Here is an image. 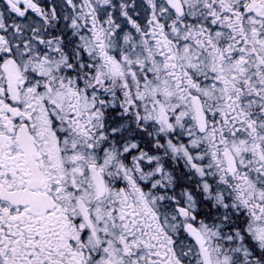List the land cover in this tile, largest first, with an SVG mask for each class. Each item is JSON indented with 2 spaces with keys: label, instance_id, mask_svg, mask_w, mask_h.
Instances as JSON below:
<instances>
[{
  "label": "snow or ice",
  "instance_id": "1",
  "mask_svg": "<svg viewBox=\"0 0 264 264\" xmlns=\"http://www.w3.org/2000/svg\"><path fill=\"white\" fill-rule=\"evenodd\" d=\"M0 264H264V0H0Z\"/></svg>",
  "mask_w": 264,
  "mask_h": 264
}]
</instances>
